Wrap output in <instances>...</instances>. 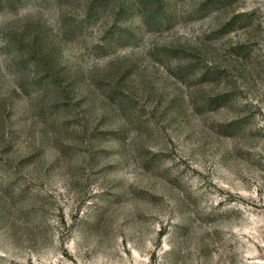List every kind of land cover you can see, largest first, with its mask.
<instances>
[{"label":"rangeland","instance_id":"1","mask_svg":"<svg viewBox=\"0 0 264 264\" xmlns=\"http://www.w3.org/2000/svg\"><path fill=\"white\" fill-rule=\"evenodd\" d=\"M0 264H264V0H0Z\"/></svg>","mask_w":264,"mask_h":264}]
</instances>
